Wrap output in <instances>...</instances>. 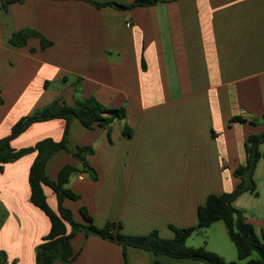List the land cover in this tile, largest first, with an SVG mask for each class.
<instances>
[{
	"label": "crops",
	"instance_id": "crops-1",
	"mask_svg": "<svg viewBox=\"0 0 264 264\" xmlns=\"http://www.w3.org/2000/svg\"><path fill=\"white\" fill-rule=\"evenodd\" d=\"M23 28L51 43L40 48L38 37L20 46L9 43ZM88 97L107 107L122 106L125 115L108 129L86 128L77 119L69 123L70 148L92 150L85 154L84 172L63 149L47 159L44 171L52 179L66 164L78 169L65 184L77 198L65 197L63 206L81 222L79 208L85 207L95 226L112 221L123 234L155 230L172 238L170 226H194L197 207L208 195L232 191L240 182L234 170L245 163V140L264 130V0H165L128 8L97 7L86 0H21L6 8L0 2V138L19 117L56 98L71 105ZM64 125L60 118L34 122L10 146L58 141ZM258 150H264V141ZM34 156L32 151L0 166L2 264H35V247L49 231V219L30 201ZM79 172L82 179L75 177ZM252 179L255 190L241 192L231 203L262 237L263 156ZM43 192L56 210L52 190L43 186ZM214 225L228 237L220 220L192 233ZM204 234L203 244L188 246L203 245L225 259L210 242V232ZM70 245V264H123L124 258L127 264H207L124 249L82 232Z\"/></svg>",
	"mask_w": 264,
	"mask_h": 264
},
{
	"label": "trees",
	"instance_id": "trees-1",
	"mask_svg": "<svg viewBox=\"0 0 264 264\" xmlns=\"http://www.w3.org/2000/svg\"><path fill=\"white\" fill-rule=\"evenodd\" d=\"M14 1L21 0H0L4 8L8 3ZM86 1L97 7L115 5L128 8L137 5H152L165 0H133L130 3ZM30 37L39 38L40 48L51 43L31 28H23L13 32L8 41L13 45L20 46L25 44ZM124 115L125 110L122 106L107 107L94 97L76 98L71 105H67L61 98H56L46 105L34 109L30 114L19 117L11 126L9 134L0 138V166L26 153L35 151L34 159L28 171L30 201L47 216L50 224L48 233L35 247V264H53L55 261L70 264L74 258L70 239L76 232L99 236L121 245L124 249L127 246H132L151 251L157 255L164 254L174 258L195 259L207 264H238L236 260L226 261L222 256L208 250L203 245L194 247L185 243L192 232L203 229L217 220L223 222L227 235L236 249L237 260L245 259V264H264V236L259 237L254 227L245 221L242 212L231 203L241 192L255 190L252 173L257 160L261 156L264 157V150L262 152L258 150L259 144L264 141V130L261 133L249 134L245 140V163L237 166L234 170V175L240 179L237 186L229 192L208 195L205 203L197 207L196 224L185 228L170 226L174 232L172 238L159 237L155 230L141 235L123 234L119 231V225L112 221H107L101 227L95 226L85 207L79 208V213L84 222L76 221L73 218L71 210L64 207L62 201L65 197L77 198V195L65 186L69 176L78 170L77 167L66 164L58 171L57 178L52 179L45 174V163L53 153L63 149L71 152L77 159L81 165V171H86L84 169V166H87L85 154L90 153L92 148L90 146H76L75 151L70 148L67 141L69 123L73 119H77L86 128L98 126L108 129L114 119L122 120ZM53 118H60L65 122L60 140L54 141L50 138H43L36 141L31 147L20 149H14L10 146L11 139L23 132L30 124ZM231 119L242 120L239 117H232ZM262 123L264 125V112ZM122 132L127 135L130 133L126 126L123 127ZM43 186H48L52 190L57 204L56 210H52L48 205ZM5 261V253L0 250V264ZM123 264H127L125 258Z\"/></svg>",
	"mask_w": 264,
	"mask_h": 264
},
{
	"label": "rangeland",
	"instance_id": "rangeland-1",
	"mask_svg": "<svg viewBox=\"0 0 264 264\" xmlns=\"http://www.w3.org/2000/svg\"><path fill=\"white\" fill-rule=\"evenodd\" d=\"M204 232L207 233L210 232L211 235L210 238L212 240L210 242H212L216 248H218L220 251L223 252L226 260H236L238 264H245L243 259L237 260L235 253L236 251L233 243L228 239V237H226L225 235L223 236L222 234L219 233V230L216 229V225L210 227L208 231L205 230V231L192 233L191 236L186 239V245H193L192 243H198L200 240H202L201 244H203L204 240L207 239V236L204 234ZM216 232H218V234H216ZM227 244L231 248L230 253L227 250Z\"/></svg>",
	"mask_w": 264,
	"mask_h": 264
},
{
	"label": "built area",
	"instance_id": "built-area-1",
	"mask_svg": "<svg viewBox=\"0 0 264 264\" xmlns=\"http://www.w3.org/2000/svg\"><path fill=\"white\" fill-rule=\"evenodd\" d=\"M77 179H82L83 178V173L82 172H79L76 174L75 176Z\"/></svg>",
	"mask_w": 264,
	"mask_h": 264
}]
</instances>
